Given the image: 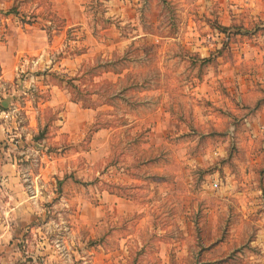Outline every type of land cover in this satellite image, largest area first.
Returning a JSON list of instances; mask_svg holds the SVG:
<instances>
[{"label":"clouds","instance_id":"1","mask_svg":"<svg viewBox=\"0 0 264 264\" xmlns=\"http://www.w3.org/2000/svg\"><path fill=\"white\" fill-rule=\"evenodd\" d=\"M170 2L178 5L175 28H169L161 0H153L157 28L155 34L142 35L155 44L129 53V67L137 70L122 76L115 89L123 99L113 112L115 121H126L129 132L151 129L135 150L125 147L126 136H119L112 155L75 160L74 154L83 153L88 144L83 134L78 137L83 143L71 144L70 137L60 134L68 127L67 110L46 102L51 81L45 85L44 77L36 74L38 69L58 70L46 54L31 62L21 59L15 80L5 76L6 83H0L2 98L25 99L11 112H0V264H94L87 240L116 215L117 202L104 189H112L110 177L127 188L131 175L145 180L144 198L156 192L160 210L171 213L167 227L158 225L156 235L182 233L185 243L177 252L186 264H206L195 240L198 210L223 216L230 207L240 217L238 226L226 231L228 247L221 250L225 258L220 264H264V191L258 179V170L264 168V61L257 55L264 49V0ZM61 9L62 0H29L26 19L34 23L31 28L26 24L25 31L35 35L43 27L55 32L63 20ZM30 43L19 28L10 34L0 30L4 63ZM198 77L212 87L231 82L228 91L237 107L223 122L206 123L192 115ZM124 84L129 90L121 91ZM33 92L42 94L36 107ZM91 100L102 102L98 95ZM49 121L51 130L46 131ZM113 156L119 170L109 168L99 176ZM96 203L103 213L86 215Z\"/></svg>","mask_w":264,"mask_h":264},{"label":"rangeland","instance_id":"2","mask_svg":"<svg viewBox=\"0 0 264 264\" xmlns=\"http://www.w3.org/2000/svg\"><path fill=\"white\" fill-rule=\"evenodd\" d=\"M86 5L87 19L80 21L65 32L64 38H57L56 32L50 29L45 52L41 54H27L19 51L11 53V62L4 63L2 53L0 56V75L15 80L14 70L17 63L25 58L39 59L42 55L47 56L52 65L64 58L72 59L64 65H56L57 71H49L47 68L37 71L42 75L44 81L56 82L69 94L70 99L76 101L82 109H89L93 112V120L83 128V138L87 141L88 147L95 131L109 129L111 149L113 141L119 136H126L128 143L126 148L135 150L138 147L140 137L148 129H138L129 132L125 128L126 121L117 123L113 112L119 104L123 103L116 85L120 83L122 76L127 77L130 72L136 71L129 58V53L140 48L153 47L155 42L149 43L147 33L155 34L157 25L156 14L153 11V0H84ZM29 0H0V4H8L7 8L0 7V28L6 33H11L19 21H27V8ZM164 5L163 11L168 13V25L174 29L177 21L176 9L170 0H161ZM111 12L112 15H105ZM35 14L33 13V16ZM16 20V22H15ZM65 21H61L63 29ZM66 30V29H65ZM135 37V38H133ZM160 37L157 36V41ZM53 46V44H57ZM253 47H255L253 45ZM123 52V55L120 53ZM52 53H56V59L51 60ZM261 61H264V49L257 52ZM213 75H220L213 72ZM207 77V74H205ZM205 77H198L200 83L193 86V95L197 98L192 107V115L197 120L223 122L231 113V109L237 107L235 100L229 93L228 88L231 82L224 84L217 82L216 87L210 86ZM43 81V82H44ZM42 82V83H43ZM0 83H6L0 79ZM99 85V87H97ZM129 90L124 84L121 91ZM130 91H134L131 89ZM149 91L145 89V92ZM203 93V95H201ZM33 107L41 97V93L33 92ZM99 96L101 103L91 100L92 96ZM19 102L25 104L23 95L0 96V112H11ZM231 105V107H229ZM23 115V113H21ZM171 113H165L170 116ZM142 119L143 117H137ZM0 123L3 120L0 119ZM45 130L50 131V121L46 123ZM64 135V133H60ZM66 137L67 134H66ZM2 143V142H0ZM70 144L73 143L69 142ZM80 143L83 141L80 140ZM7 147V145H5ZM86 147L84 151L88 148ZM90 148V147H89ZM111 149L109 155H112ZM78 153H80L78 151ZM75 160L80 162L83 154H74ZM86 162V161H85ZM118 157L113 156L111 160L105 161L104 171L99 176H104L109 168L118 171ZM86 170V169H85ZM263 178V179H261ZM99 177H97V180ZM113 187L104 189L110 201H116L113 205V212L116 215L112 218L113 223L100 231L94 237L87 240L85 247L94 257V264H186L183 257L178 255L177 250L184 244L182 233L177 230H169L157 236L155 229L158 225L167 227L168 215L160 210V201L155 200L156 192H152L144 198L143 185L145 180L136 175L129 176L131 184L126 188L118 183V178H109ZM259 187L264 191V168L258 170ZM107 183V181H106ZM155 184V181L152 182ZM135 188V191L128 189ZM244 195L243 189H239ZM104 209L99 203L93 204L86 215L103 213ZM199 215L194 220L196 227L195 240L198 251L203 253L206 264H220L225 258L221 252L228 247L226 231L238 226L240 213L229 208L228 215L211 213L206 209H200ZM243 211V208L241 209ZM158 213V214H157ZM230 235V233H229ZM203 242L204 247H199ZM121 244L124 247H121ZM125 248L128 251L125 252ZM79 251V250H78ZM31 259V258H29ZM76 264H81L77 261Z\"/></svg>","mask_w":264,"mask_h":264},{"label":"crops","instance_id":"3","mask_svg":"<svg viewBox=\"0 0 264 264\" xmlns=\"http://www.w3.org/2000/svg\"><path fill=\"white\" fill-rule=\"evenodd\" d=\"M86 5L84 0H62V13H63V20L65 21V27L63 29H59V31H55V36L57 38H64L65 32L68 28L75 26L80 21H86L87 19V13H86ZM35 16V15H34ZM33 16V17H34ZM16 22V20H15ZM34 23V20H27L25 22L19 21L16 23L15 28L20 29V33L24 37H28L31 41L30 44H25L24 46L20 47L19 51L23 53H29V54H41L45 52V48L47 47V41L50 29H45L43 27H40L36 29V34L33 35L29 31H25L24 26L27 24L29 28L32 27ZM66 29V30H65ZM1 30V28H0ZM10 34V32H9ZM39 41V43H37ZM53 44V46L58 45ZM0 52V56H1ZM72 61V59L64 58L59 63H56V65H64L68 61ZM56 65H53L56 67ZM5 77L4 70H2V73L0 75V79H3ZM43 84L47 85V82L44 81ZM54 89L55 91H51ZM46 102H55V104L60 107L62 106L65 108L66 114H67V124L68 127L64 129L62 133L67 134L68 137L71 139L69 142L73 143H80V140H78V137L82 134L83 128L86 125V123H89L93 120V112H91L89 109H82L79 107V105L76 103V101L70 99L69 94L67 91L53 81L50 86V95ZM109 129L101 128L93 134L91 138V143H89V147L86 149V151H83V153H76L83 154L85 156V161H90L92 159H95V157L102 155L104 152L109 153L111 149V141H110V135L108 134ZM129 178V177H128ZM263 179V178H261ZM262 191V189H261Z\"/></svg>","mask_w":264,"mask_h":264}]
</instances>
